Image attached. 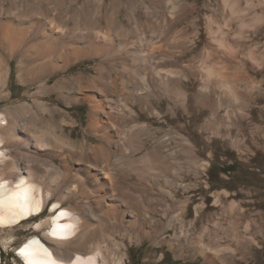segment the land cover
<instances>
[{
	"label": "bare ground",
	"instance_id": "6f19581e",
	"mask_svg": "<svg viewBox=\"0 0 264 264\" xmlns=\"http://www.w3.org/2000/svg\"><path fill=\"white\" fill-rule=\"evenodd\" d=\"M4 1L0 103L12 96L13 60L18 81L36 88L0 112V229L55 199L50 217L34 223L42 235L18 249L25 264H126L116 236L205 264L264 250L244 203L220 208L231 192L214 195L219 211L205 214L204 199L190 211L200 182L211 191L213 148L229 142L244 159L245 146H264V129L251 141L244 128L264 123V0H29L26 14ZM90 60L98 61L88 73L62 75ZM53 94L67 107L88 104L87 132L101 145L28 133L38 117L67 121L62 106L44 103ZM196 135L212 149L208 160Z\"/></svg>",
	"mask_w": 264,
	"mask_h": 264
},
{
	"label": "rangeland",
	"instance_id": "374dc122",
	"mask_svg": "<svg viewBox=\"0 0 264 264\" xmlns=\"http://www.w3.org/2000/svg\"><path fill=\"white\" fill-rule=\"evenodd\" d=\"M29 3V0H5L1 6L4 9L12 10L14 13L21 11V13L26 14L29 11ZM134 4H137L136 0H134ZM12 18L18 19L15 16ZM24 21L26 22V20ZM0 54L4 56L2 49H0ZM97 61L98 60L83 61L82 63L73 66L68 72L62 75L71 76L79 75L83 72L88 73V70L93 68ZM10 66L12 70L8 79V87L6 91H11L12 96L10 100L0 103V112L8 111L15 105L23 103V101H25V98L23 99V97L28 92L32 95L36 88L33 87L29 91L28 88L18 81L19 71L16 60L10 62ZM108 72L109 70L106 68L105 73L107 74ZM92 74L95 73L92 72ZM31 101L32 100H30V103ZM44 103L52 107H56L58 104L62 106L65 109L63 116L67 118V121L62 123L60 116H56L53 119L38 117L39 120H36L35 128L29 130V134H43L49 141L56 139V142L57 144L59 143V145L76 146L77 149H81V146H83L84 143L92 145H101L103 143V141L91 136L87 132L89 113L88 104L78 103L71 107H67L58 101L55 94L50 97L49 101H44ZM148 122L152 123L151 121ZM67 124H74L73 126H76V128H74L75 130H65L64 126ZM79 125H81V128L78 127ZM244 128L247 138L253 141L256 139L255 135L264 129V123L250 119L245 123ZM192 130H194V128ZM131 131L134 132V127L131 128ZM235 133L236 130L233 131L232 136L235 137ZM196 137L198 145L204 153L203 158L208 160L209 153L212 152V149H210L209 146H204V137L199 135H196ZM251 141L250 145H252ZM228 144L227 146H216V148H213L216 153L210 158L211 167L208 169L210 176L208 183L209 187H211V191L207 190L208 188L205 182H200L199 189L193 192V199L195 201L193 200V203L190 204V211L199 204H202L203 199L206 204L204 211L205 214L219 211V206L215 207V205H213L214 195L229 191L232 195H229L227 201L222 202L220 208H231L232 201L235 202L237 207L240 206L241 203H244L242 206L249 214L246 221L254 227L258 225L257 227L261 230V233L259 235L256 234V237L261 242V247H264V146H245L248 151L247 153H249V158L242 159L238 155L237 148L231 146L229 142ZM123 149L120 146L113 147V151L116 155L123 154V156H129V151ZM149 149L151 150L152 146H149ZM5 152L9 153L8 150H5ZM89 155H93L91 150L89 151ZM138 158L141 160L140 156H138ZM245 159L249 160L246 161ZM57 163H59V160ZM188 180H192V178H189ZM129 182L138 183L139 181L132 178ZM151 191H153L152 188ZM180 195V198L187 197V195H183V193ZM222 198L224 199L223 194ZM54 203L55 199L50 200L41 214L34 216L30 220H24L21 224L14 226L10 230L2 231V229H0V264H25L18 255V249L27 239H29V237L35 234L38 236L42 235L43 231L37 232L34 223L48 219L51 215ZM71 205L73 206L74 203ZM237 207L236 209L239 208ZM6 236L12 237L7 245ZM115 238L117 241H121L125 246L128 254L126 264H205L204 259L201 257L194 260L190 258L177 259L173 250L168 246L165 245L161 248H155L147 239H144L142 243H137L131 241L128 237L121 238L120 236H116ZM252 246V248H260L256 245ZM263 251L264 250H261L259 253L260 255H254L253 253L246 254V259L243 260L237 257L235 260H229L227 264H264Z\"/></svg>",
	"mask_w": 264,
	"mask_h": 264
}]
</instances>
